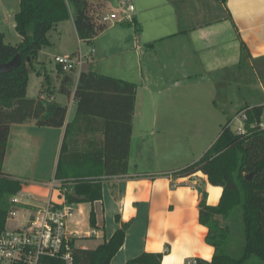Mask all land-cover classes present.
I'll use <instances>...</instances> for the list:
<instances>
[{"label":"crops","instance_id":"obj_1","mask_svg":"<svg viewBox=\"0 0 264 264\" xmlns=\"http://www.w3.org/2000/svg\"><path fill=\"white\" fill-rule=\"evenodd\" d=\"M210 1L213 5L220 3ZM109 3L113 4L111 13L119 12L118 8L124 13L129 5L134 11L128 18L109 21L91 43L79 38L73 18L52 29L58 33L57 41H62L65 23L73 28L79 50L66 56H82L81 67L63 71L53 63L55 56L62 54H53L45 47L30 69L29 83L32 74L37 79L32 92L28 84L27 97L67 105L68 114L62 127L40 126L34 118L11 124L3 168L23 182L18 193L23 204L16 208L15 216L8 218L14 225L9 226L7 221V226L25 224L48 201L64 203L68 186L72 191L77 178L99 177L102 198L73 204L67 218V229L77 248L96 249L123 223L131 222L111 264H127L145 252L163 253L161 264L211 261L215 248L206 241L209 229L200 222L199 204L202 191L207 193L208 204H219L223 187L210 183L202 171H180L203 157L225 125L243 133L247 109L263 107L264 129V0H227L216 8L188 0L189 8L183 11L174 0ZM221 8L228 18L222 28L228 29L227 38L220 27L213 26L224 19L217 16ZM13 14L9 13L10 19ZM3 22L1 17L0 32L10 43L1 28ZM17 36L20 39L15 44L21 41ZM82 44L89 47L86 52ZM82 71L136 84L132 135L130 147L125 135L126 170L123 172L122 163L115 162L107 172L103 163L107 142L103 119H80L67 136L64 167L81 176L68 178L71 180L64 185L55 175L67 125L76 117L75 91ZM66 75L72 80L64 82ZM181 108L186 110L185 118L199 123L204 132L220 123L216 136L154 137L153 132L143 133L144 125L171 120L177 115L175 110ZM109 142L114 155L122 157V131ZM92 209L96 227L90 224Z\"/></svg>","mask_w":264,"mask_h":264},{"label":"trees","instance_id":"obj_2","mask_svg":"<svg viewBox=\"0 0 264 264\" xmlns=\"http://www.w3.org/2000/svg\"><path fill=\"white\" fill-rule=\"evenodd\" d=\"M178 10L189 8L188 0H174ZM201 1L204 6L208 0ZM226 3L227 0H215ZM101 0H20L16 12L15 29L21 36L18 44L5 41L0 32V63L11 60L18 52L21 64L8 73H0V230L7 225L13 207L12 197L21 192L23 182L4 171L10 126L28 119H36L40 126L65 125L68 106L56 101H41L27 97L29 72L40 51L51 44L49 32L59 23L71 18L80 39L91 43L107 28L100 12ZM185 4V5H184ZM188 9V16L191 14ZM69 75L64 82L71 81ZM136 84L112 76L82 71L75 91L78 103L76 117L67 125L56 178L69 183L68 178L78 177L64 167L68 147L67 136L80 119L97 116L103 119L106 133L104 166L107 172L115 162L126 170L124 151L125 135L130 147L135 109ZM63 90V89H62ZM65 92H67L64 89ZM263 107L246 110L245 132L237 133L229 125L209 150L195 163L180 171L192 174L202 171L210 183L223 187L217 205L207 202L202 191L200 222L209 229L206 241L215 252L211 261L200 264H264V129L261 127ZM122 131L123 155H114L110 138ZM69 170V171H68ZM251 175L250 178H247ZM87 176H92L89 174ZM97 178H77L72 191L66 190L69 204L94 202L103 196L102 181ZM90 224L97 226L96 212L91 211ZM131 222L123 223L111 237L96 249L77 248L73 238L72 264H111L124 244ZM164 254L145 252L130 259L127 264H161ZM40 264H66L61 258L42 256Z\"/></svg>","mask_w":264,"mask_h":264},{"label":"built area","instance_id":"obj_3","mask_svg":"<svg viewBox=\"0 0 264 264\" xmlns=\"http://www.w3.org/2000/svg\"><path fill=\"white\" fill-rule=\"evenodd\" d=\"M133 11L134 6L129 5L123 17L110 13L103 16V22L128 18ZM55 62L63 71H72L82 66L83 57L57 55ZM244 118L247 119L246 115ZM12 202L19 206L12 208L8 218L15 216L16 208L23 204L19 194L12 197ZM72 211L73 204L66 198L61 204L48 201L25 224L14 228L6 225L0 230V264H40L42 256L61 258L72 264L73 236L67 229V218Z\"/></svg>","mask_w":264,"mask_h":264},{"label":"rangeland","instance_id":"obj_4","mask_svg":"<svg viewBox=\"0 0 264 264\" xmlns=\"http://www.w3.org/2000/svg\"><path fill=\"white\" fill-rule=\"evenodd\" d=\"M103 1V7H101L100 12L102 15V21H103V16L106 14H110L111 9L113 6V4L110 5L109 0H101ZM209 8H212V6L214 8H216L217 6L221 7L220 3H217L216 5L211 4L212 1L209 0ZM218 2V1H217ZM212 5V6H211ZM20 9V0H0V18L3 17V20H5L4 25L1 26V28H3V30L6 31L7 33V41L15 44L19 41V36H17V31L15 29V26L13 25L15 23V19L14 16L16 14V12ZM119 12H117L119 14L120 17H123V15H125L123 12H121V9L118 8ZM14 12V16L10 19L9 17V13H13ZM218 17H224V19L221 22H218L216 24H213V26L215 27H220L225 28V23L228 21V18H225L227 16L226 11H224L223 8H221L220 10V14L217 15ZM6 17V18H5ZM211 20V19H210ZM214 21V20H213ZM228 23V22H227ZM6 24V25H5ZM66 24V25H65ZM63 24L64 28L66 31H64V37L62 38V41H57V35L58 33L55 32V30H52L50 32V36L51 39L53 41L52 45L47 46V49H52V53H57L60 52L62 55L68 54V52H74V51H78L79 50V41L77 36L75 35L73 28L71 26L72 29H70L69 24L65 23ZM108 24V23H107ZM69 29H68V27ZM62 27V26H61ZM222 32L224 33L223 35H225V37L227 38L228 35V29H222ZM12 35H14L12 37ZM55 42V43H54ZM82 51L86 52V50L89 48L86 44H82ZM48 62H50V60H47ZM53 62V61H52ZM55 63V61L53 62ZM65 72H69V71H65ZM36 76L35 74L31 75L30 78V92H32L33 88H35V84H36ZM177 115L171 119L168 120L166 119L161 120V122L158 125L155 126H147L144 125V127H142L143 129V133L144 132H153V134L155 135L154 137H214L216 136L217 132L220 130V123L219 125H214L209 127V129H207V131L205 130V132L203 131V126H201L199 123H194V121L189 120L188 117L185 118V113L186 110L184 108L181 109H177L175 110ZM223 123H226V120L223 121ZM235 127H237V125H234ZM202 129V131H201ZM203 133V134H201ZM9 226H13L14 222L13 221H8Z\"/></svg>","mask_w":264,"mask_h":264},{"label":"water","instance_id":"obj_5","mask_svg":"<svg viewBox=\"0 0 264 264\" xmlns=\"http://www.w3.org/2000/svg\"><path fill=\"white\" fill-rule=\"evenodd\" d=\"M22 61V55L18 52L11 60L0 63V73H8L14 69H16ZM251 175H248L247 178H250Z\"/></svg>","mask_w":264,"mask_h":264}]
</instances>
